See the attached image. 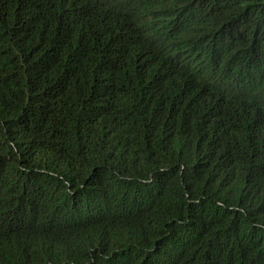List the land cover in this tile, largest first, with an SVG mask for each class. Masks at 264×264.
I'll return each mask as SVG.
<instances>
[{
  "label": "trees",
  "instance_id": "trees-1",
  "mask_svg": "<svg viewBox=\"0 0 264 264\" xmlns=\"http://www.w3.org/2000/svg\"><path fill=\"white\" fill-rule=\"evenodd\" d=\"M0 264H264V0H0Z\"/></svg>",
  "mask_w": 264,
  "mask_h": 264
}]
</instances>
